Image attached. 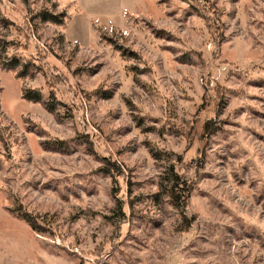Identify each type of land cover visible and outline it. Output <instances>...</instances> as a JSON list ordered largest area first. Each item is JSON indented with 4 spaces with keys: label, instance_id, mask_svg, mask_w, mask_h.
<instances>
[{
    "label": "rangeland",
    "instance_id": "rangeland-1",
    "mask_svg": "<svg viewBox=\"0 0 264 264\" xmlns=\"http://www.w3.org/2000/svg\"><path fill=\"white\" fill-rule=\"evenodd\" d=\"M0 42V264H264V0H0Z\"/></svg>",
    "mask_w": 264,
    "mask_h": 264
},
{
    "label": "trees",
    "instance_id": "trees-1",
    "mask_svg": "<svg viewBox=\"0 0 264 264\" xmlns=\"http://www.w3.org/2000/svg\"><path fill=\"white\" fill-rule=\"evenodd\" d=\"M49 20L52 21H58L56 15H49ZM5 51V47L3 43L0 42V58H1V64L5 68L14 69L16 66H21V64L18 62V59L10 58L7 59V57H1V53ZM19 66V67H20ZM23 66V65H22ZM21 66V67H22ZM20 67V68H21ZM21 75L26 74V68L21 69L17 72V77ZM22 96L26 99L33 100V101H40L41 96L37 91H34L33 89H24ZM53 101L50 102V100H47L46 107L49 109H52L54 107V104H52ZM205 128L207 132H212L214 129L211 128L210 125H205ZM111 164V163H110ZM114 167L115 165L112 164ZM111 166V167H112ZM112 167V168H113ZM111 169V168H110ZM106 171H109V167L105 169ZM160 186V194H163L166 196V198L169 200L172 207L177 209L181 215V228L185 229L190 226L191 222L189 219H187L184 211L186 208V201L190 195L191 192V185L188 182L187 179H184L174 168V162H170L165 167L163 178L159 183ZM19 212L20 217L34 230H36L37 223L35 222L34 217H32L28 212L21 211V209H16Z\"/></svg>",
    "mask_w": 264,
    "mask_h": 264
}]
</instances>
